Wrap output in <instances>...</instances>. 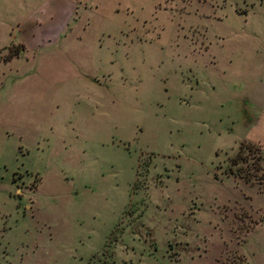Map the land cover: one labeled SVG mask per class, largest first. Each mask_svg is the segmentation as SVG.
Returning a JSON list of instances; mask_svg holds the SVG:
<instances>
[{"label": "rangeland", "instance_id": "1", "mask_svg": "<svg viewBox=\"0 0 264 264\" xmlns=\"http://www.w3.org/2000/svg\"><path fill=\"white\" fill-rule=\"evenodd\" d=\"M261 203L264 0H0V264H260Z\"/></svg>", "mask_w": 264, "mask_h": 264}, {"label": "trees", "instance_id": "2", "mask_svg": "<svg viewBox=\"0 0 264 264\" xmlns=\"http://www.w3.org/2000/svg\"><path fill=\"white\" fill-rule=\"evenodd\" d=\"M244 149H246L248 152L251 151L256 155V160H257L256 168H257V171H259V177L262 180L263 173H262V168L260 165L262 156H261V150H260L259 146L255 143H251V142H241V143L237 144L236 156L237 155L239 156V153Z\"/></svg>", "mask_w": 264, "mask_h": 264}, {"label": "crops", "instance_id": "3", "mask_svg": "<svg viewBox=\"0 0 264 264\" xmlns=\"http://www.w3.org/2000/svg\"><path fill=\"white\" fill-rule=\"evenodd\" d=\"M261 205L263 206V209H264V203H261ZM263 245H264V238H263ZM260 264H264V261L261 262Z\"/></svg>", "mask_w": 264, "mask_h": 264}]
</instances>
